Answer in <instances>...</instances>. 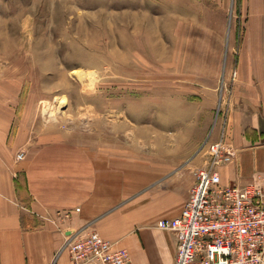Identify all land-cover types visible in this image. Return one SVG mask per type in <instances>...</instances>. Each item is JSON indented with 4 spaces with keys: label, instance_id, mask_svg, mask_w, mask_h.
Masks as SVG:
<instances>
[{
    "label": "rangeland",
    "instance_id": "rangeland-1",
    "mask_svg": "<svg viewBox=\"0 0 264 264\" xmlns=\"http://www.w3.org/2000/svg\"><path fill=\"white\" fill-rule=\"evenodd\" d=\"M261 62L264 0H0V103L14 126L111 155L131 199L194 147L204 169L211 133L234 159L231 97L264 91Z\"/></svg>",
    "mask_w": 264,
    "mask_h": 264
},
{
    "label": "crops",
    "instance_id": "crops-1",
    "mask_svg": "<svg viewBox=\"0 0 264 264\" xmlns=\"http://www.w3.org/2000/svg\"><path fill=\"white\" fill-rule=\"evenodd\" d=\"M253 72L243 70L238 79L242 83ZM246 92L238 87L230 101L228 141L235 156L219 169L225 186L264 185V91ZM14 112L0 103V264H72L62 248L65 237L80 230L116 242L132 264L175 261V235L156 225L178 217L184 208L204 165L198 147L185 165L178 156L167 172L157 163L156 175L139 182L150 189L131 199V174L121 171L114 157L108 155L102 163L99 155L67 139L41 143L20 126L16 129ZM219 133H211L208 146L219 141ZM125 180L127 187L120 184ZM65 211L70 212L67 220L57 215Z\"/></svg>",
    "mask_w": 264,
    "mask_h": 264
},
{
    "label": "built area",
    "instance_id": "built-area-1",
    "mask_svg": "<svg viewBox=\"0 0 264 264\" xmlns=\"http://www.w3.org/2000/svg\"><path fill=\"white\" fill-rule=\"evenodd\" d=\"M23 158L22 152L16 156ZM232 159L222 139L210 144L205 168L196 173L180 215L157 222L158 230L177 239L172 264H264V185H222L219 169ZM57 215L70 218L67 211ZM65 238L62 249L72 264H132L125 249L96 231L80 230Z\"/></svg>",
    "mask_w": 264,
    "mask_h": 264
},
{
    "label": "bare ground",
    "instance_id": "bare-ground-1",
    "mask_svg": "<svg viewBox=\"0 0 264 264\" xmlns=\"http://www.w3.org/2000/svg\"><path fill=\"white\" fill-rule=\"evenodd\" d=\"M75 72H76V71H75ZM84 72H85V71H84ZM73 75H74V74H73ZM76 75H77V79H78V77H79L80 80H82L83 77H84V75H82V74L79 73V72H77ZM96 78H97V77H96ZM92 79H93V78H92ZM82 81H83V80H82ZM83 83H84V82H83ZM87 84H88V81H87ZM86 86H87V85H86ZM87 87H88V86H87ZM91 92H92V91H91ZM59 101H60L59 104H60V105H63V104L65 103L66 100H65V98H60ZM58 111H59V110H58ZM43 112H44V111H43ZM49 117H50L51 119L54 120V115H53V114H50ZM54 124H55V123H54Z\"/></svg>",
    "mask_w": 264,
    "mask_h": 264
}]
</instances>
